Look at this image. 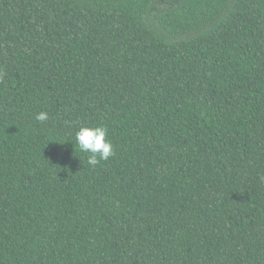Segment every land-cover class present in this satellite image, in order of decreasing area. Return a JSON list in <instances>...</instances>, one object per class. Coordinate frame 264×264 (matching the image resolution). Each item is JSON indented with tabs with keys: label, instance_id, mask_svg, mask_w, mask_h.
Returning a JSON list of instances; mask_svg holds the SVG:
<instances>
[{
	"label": "trees",
	"instance_id": "obj_1",
	"mask_svg": "<svg viewBox=\"0 0 264 264\" xmlns=\"http://www.w3.org/2000/svg\"><path fill=\"white\" fill-rule=\"evenodd\" d=\"M0 264H264V0H0Z\"/></svg>",
	"mask_w": 264,
	"mask_h": 264
},
{
	"label": "clouds",
	"instance_id": "obj_2",
	"mask_svg": "<svg viewBox=\"0 0 264 264\" xmlns=\"http://www.w3.org/2000/svg\"><path fill=\"white\" fill-rule=\"evenodd\" d=\"M35 119L40 122H46L48 120V113L40 112L36 115ZM74 138L78 150L87 155V163L90 167H95L101 161H107L115 155L114 146L108 139V129L106 126L79 124L76 127Z\"/></svg>",
	"mask_w": 264,
	"mask_h": 264
}]
</instances>
